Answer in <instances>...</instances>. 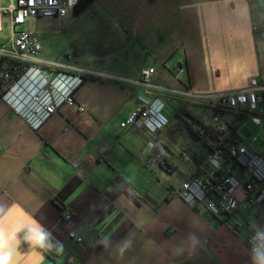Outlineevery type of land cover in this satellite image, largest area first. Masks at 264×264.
I'll use <instances>...</instances> for the list:
<instances>
[{"label": "crops", "instance_id": "0c3cea01", "mask_svg": "<svg viewBox=\"0 0 264 264\" xmlns=\"http://www.w3.org/2000/svg\"><path fill=\"white\" fill-rule=\"evenodd\" d=\"M48 19L59 52L39 59L90 75L76 93L83 110L64 107L38 131L0 98V264H264L248 246L264 202L243 218L214 217L178 194L227 138L247 143L239 133L250 119L237 112L227 129L200 130L212 97L264 74V38L253 30H264V0H94ZM145 67L174 91L163 93L171 121L156 134L120 127ZM149 142L168 150L169 167L154 162ZM201 177L215 179L210 167Z\"/></svg>", "mask_w": 264, "mask_h": 264}, {"label": "built area", "instance_id": "2783aa9c", "mask_svg": "<svg viewBox=\"0 0 264 264\" xmlns=\"http://www.w3.org/2000/svg\"><path fill=\"white\" fill-rule=\"evenodd\" d=\"M9 1L10 4L4 6L3 0H0V30L6 16L10 17L12 25L8 42L0 44V77H3L7 86L1 99L14 115L38 131L64 107L76 106L83 110L78 105L76 93L90 72L82 67L43 63L39 57L44 43L37 33L17 31L16 27L25 24L28 18L61 20L74 12L79 0ZM253 30L264 38V30L258 27ZM183 71V68L179 69L180 73ZM155 73L154 67H145L141 71L140 80L136 83L143 88V92L139 96L137 108L120 124L121 128L134 127L156 134L170 124L168 102L163 93L174 91L155 86ZM187 96L208 99L190 91ZM211 103L214 112L208 118L207 126L200 130L202 135L207 133L210 126L227 129L226 117L231 111L245 115L262 127L260 115H264V74L251 79L243 89L212 97ZM257 141L255 137L252 142ZM147 146L158 153L154 158L155 163L169 167L171 155L162 143L149 142ZM233 166H236V173L232 170ZM207 167L212 169L214 182L204 181L201 177ZM240 174L245 176L246 181L239 177ZM241 188L245 191L244 199L237 197ZM178 194L185 203L198 205L214 217L243 218L253 207L264 202V159L251 144L227 138L210 153L199 171L180 185ZM64 217L70 219L72 214L66 211ZM235 225L239 226L240 222ZM77 240L81 241V238ZM44 245L47 251L53 252L54 245L50 237L45 239ZM248 246L255 256L264 259V222L253 230L248 238Z\"/></svg>", "mask_w": 264, "mask_h": 264}, {"label": "rangeland", "instance_id": "374dc122", "mask_svg": "<svg viewBox=\"0 0 264 264\" xmlns=\"http://www.w3.org/2000/svg\"><path fill=\"white\" fill-rule=\"evenodd\" d=\"M4 6L10 4L9 0H3ZM17 31H32L37 33L40 40L46 43L44 50L47 54L52 56H58L59 48L57 43L54 42V39L51 37V31L55 29V22L52 19L48 18H28L25 21V24L18 25L16 27ZM12 33V25L10 24V17L6 16L3 19V28L0 30V44L8 42ZM43 53V51H42ZM41 53V54H42ZM40 54V55H41ZM55 60H60L59 57ZM261 116V115H260ZM262 118V127H256L253 125V121L250 119L245 126L243 132L239 133V136L247 143L251 144L252 147L259 153L263 152L264 147V115ZM258 138L257 143H253L254 138Z\"/></svg>", "mask_w": 264, "mask_h": 264}, {"label": "trees", "instance_id": "16d2710c", "mask_svg": "<svg viewBox=\"0 0 264 264\" xmlns=\"http://www.w3.org/2000/svg\"><path fill=\"white\" fill-rule=\"evenodd\" d=\"M94 0H79V3L77 4V6L74 9V13L76 15H79L80 13H82ZM7 89L6 84L3 82V77H0V98L3 96V94L5 93ZM231 112H236V111H231ZM238 113V112H237ZM238 120H244L245 119V115L238 113L237 114Z\"/></svg>", "mask_w": 264, "mask_h": 264}]
</instances>
